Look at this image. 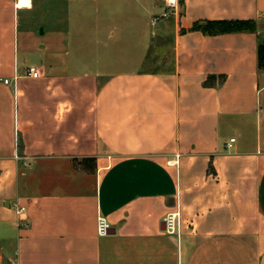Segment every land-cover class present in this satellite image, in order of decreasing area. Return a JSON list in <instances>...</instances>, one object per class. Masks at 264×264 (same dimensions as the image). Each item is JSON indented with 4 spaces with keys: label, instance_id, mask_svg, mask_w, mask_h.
<instances>
[{
    "label": "crops",
    "instance_id": "0c3cea01",
    "mask_svg": "<svg viewBox=\"0 0 264 264\" xmlns=\"http://www.w3.org/2000/svg\"><path fill=\"white\" fill-rule=\"evenodd\" d=\"M262 42L264 0H0V264H264Z\"/></svg>",
    "mask_w": 264,
    "mask_h": 264
},
{
    "label": "trees",
    "instance_id": "16d2710c",
    "mask_svg": "<svg viewBox=\"0 0 264 264\" xmlns=\"http://www.w3.org/2000/svg\"><path fill=\"white\" fill-rule=\"evenodd\" d=\"M194 29L213 35L236 31H256L257 24L254 20H209L196 24ZM258 56L259 68L264 70V42L259 45Z\"/></svg>",
    "mask_w": 264,
    "mask_h": 264
},
{
    "label": "built area",
    "instance_id": "2783aa9c",
    "mask_svg": "<svg viewBox=\"0 0 264 264\" xmlns=\"http://www.w3.org/2000/svg\"><path fill=\"white\" fill-rule=\"evenodd\" d=\"M166 4L169 8L171 9H175L178 6V0H166ZM169 15V12H165L161 18L167 17ZM158 18L155 19L158 20ZM29 75L33 76L34 78H38L40 76L39 70L37 67L32 66L30 67L29 70ZM5 83L9 84L10 80L9 79H5L4 80ZM235 139H232V142H234ZM26 209L24 207H22L19 210V213H23ZM164 222L166 225V231H168L169 233H179L181 230V221H180V212H174V213H170L168 214L165 218H164ZM111 229V224L110 222L104 218V217H100L98 220V231L100 235H107L109 233Z\"/></svg>",
    "mask_w": 264,
    "mask_h": 264
},
{
    "label": "rangeland",
    "instance_id": "374dc122",
    "mask_svg": "<svg viewBox=\"0 0 264 264\" xmlns=\"http://www.w3.org/2000/svg\"><path fill=\"white\" fill-rule=\"evenodd\" d=\"M47 4H49V7L52 6V5H56L57 7H63L64 6V3L63 1H53V2H47ZM22 15H21V21H22Z\"/></svg>",
    "mask_w": 264,
    "mask_h": 264
},
{
    "label": "water",
    "instance_id": "95a60500",
    "mask_svg": "<svg viewBox=\"0 0 264 264\" xmlns=\"http://www.w3.org/2000/svg\"><path fill=\"white\" fill-rule=\"evenodd\" d=\"M165 228H166V226H165Z\"/></svg>",
    "mask_w": 264,
    "mask_h": 264
}]
</instances>
